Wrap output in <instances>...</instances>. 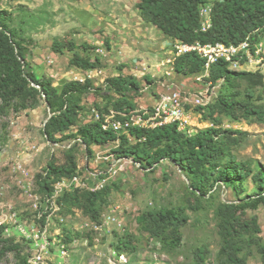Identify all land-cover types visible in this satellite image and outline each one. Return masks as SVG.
I'll return each instance as SVG.
<instances>
[{"label":"rangeland","instance_id":"374dc122","mask_svg":"<svg viewBox=\"0 0 264 264\" xmlns=\"http://www.w3.org/2000/svg\"><path fill=\"white\" fill-rule=\"evenodd\" d=\"M138 1L0 0V10L7 13L9 28L15 31L25 48L24 71L49 79L59 93L64 83L71 80L84 82L88 74L94 72L92 68L81 70L71 65L73 51L77 50L83 56L98 55L100 63L96 69L101 73L88 78L92 88L79 101L80 125L93 121L92 108L101 111L108 106L104 112L111 108L109 106L118 96L108 86L107 79L117 74L132 75L140 82L139 90L127 94L137 109L150 108L157 91L162 88L177 86L190 90L197 87L192 76L174 70L173 39L162 34L156 26L146 31V39L137 32L132 20L137 18ZM55 40L71 41L75 47L72 51L64 49L62 53H56L52 48ZM82 43L89 48L80 47ZM244 71L258 72L262 78L248 76L236 80L238 97H247V90L251 89L254 92L252 101L264 107V62L252 64ZM38 88L30 82L27 94L3 97L0 92V176L5 185L0 195V222L5 225L0 236V264H20L18 255H27V258L34 255L32 226L43 227L41 220L46 219V214L52 219L47 230L50 252L44 253L38 264H198L195 254L201 247L208 249L202 264L222 261L216 209L219 205H238L257 199L260 191L249 179L243 182L244 190L239 194L232 186L219 182L202 197L192 193L187 174L167 159L161 160L153 169L129 162L110 180V185L97 200V219L85 211L86 202L80 191L75 203L63 199L65 193L78 188L57 189L58 209L54 208L55 204L46 205L38 182L48 162L59 165L73 160L76 167L72 175L79 174L92 183L98 180L95 172L106 170L116 161L112 149L118 145V140L104 146H92V154L76 137L61 142L47 140L45 124L52 112ZM213 119L219 120L222 129L244 132L239 144L231 147L237 160L264 166L263 123L233 120L215 111L212 118L195 117V129L211 126ZM75 129L71 128L68 133H74ZM128 138L134 143V137ZM107 155L108 158H104ZM96 156L101 159L96 161ZM17 167L28 172L30 192L41 196L38 207L17 182L20 177ZM160 209L178 211L187 217L180 227L177 246L165 244L171 239L168 229L164 230L163 241L145 228L144 214ZM43 210L45 213L39 217L38 213ZM244 213V220L257 217L261 232L251 231L247 238L251 245L241 255L245 256L246 264H264L259 251V245L264 243V203L246 206ZM108 216L116 217L122 228L117 229L115 223H106ZM65 235L72 236L73 240L65 242ZM127 238L128 246L122 247L121 240ZM64 250L66 254L62 255Z\"/></svg>","mask_w":264,"mask_h":264},{"label":"trees","instance_id":"16d2710c","mask_svg":"<svg viewBox=\"0 0 264 264\" xmlns=\"http://www.w3.org/2000/svg\"><path fill=\"white\" fill-rule=\"evenodd\" d=\"M206 0H139L136 7L141 19L156 26L164 35L186 43L199 41L201 43L221 42L226 45L238 44L249 37L251 41L264 35V0H218L212 7V25L202 32L199 29V7ZM74 43L55 40L52 48L56 53L64 49L72 51ZM80 47L87 49V44ZM25 48L17 39L16 33L9 28V17L4 10H0V92L6 97L14 93L27 94V85L33 82L38 92L43 96L47 106L51 109V116L47 119L44 133L47 140L61 142L71 137L78 138L92 154V146H104L118 140V145L112 149L117 158L125 157L138 163L142 168L153 169L161 160H169L187 174L192 193L205 197L216 185L223 183L232 186L237 194L244 190L243 182L250 180L260 191L257 199L238 205L228 203L219 205L216 209L219 234L222 244L219 255L222 261L219 264H246L242 251L251 244L247 238L252 232L260 233L261 229L257 217L252 216L244 220L246 206H256L264 203V166H252L249 161L237 160L231 152V147L238 145L240 135L244 132L219 127V120L213 119L211 126L196 130L188 136L179 132L175 124H164L152 128L132 127L126 133H114L111 130L101 129L97 121H88L78 125L79 101L91 87V80L84 82L71 80L64 83L60 93L52 86L49 79L38 78L32 72L22 68L25 59ZM100 63L98 55L83 56L79 51H73L70 64L87 70L97 67ZM174 70L178 73L193 76L204 69V60L195 52H187L175 57ZM248 76L262 78L260 73L236 71L228 68L223 60H219L209 69V79L217 83L222 79L217 89V96L204 107H196L195 112L200 118H212L215 111L230 117L233 120H247L264 124V107L252 101L253 90H247V97H238L235 89L236 80ZM145 79L149 81L146 76ZM107 84L117 94V99L111 108L121 112H129L136 108L128 92L139 90L140 82L132 75L117 74L107 79ZM37 90V89H34ZM76 94L72 96L71 94ZM108 106L100 109L107 110ZM76 127L74 133L69 134L71 128ZM134 137V143L129 141ZM76 163L71 160L68 164L56 165L48 162L44 175L40 176L38 188L44 195H50L53 184L61 177L72 175ZM110 182V181H109ZM107 183L102 189L89 191L75 189L63 195L64 200L75 203L80 191L84 195L85 211L91 218L97 219L99 212L96 202L102 192L110 185ZM263 192V195H262ZM187 217L178 211L160 209L148 211L144 214L145 228L160 239H165L164 230L168 229L171 239L165 244L177 246L180 241V227ZM44 223V218L41 220ZM5 225H0V236ZM252 231V232H251ZM72 236L65 235L64 241L71 242ZM251 240V238H250ZM129 238L121 240L122 247H127ZM13 247L16 245H12ZM262 260L264 261V243L259 245ZM208 249L201 247L196 251V262L205 261ZM20 264H29L27 255H18Z\"/></svg>","mask_w":264,"mask_h":264},{"label":"built area","instance_id":"2783aa9c","mask_svg":"<svg viewBox=\"0 0 264 264\" xmlns=\"http://www.w3.org/2000/svg\"><path fill=\"white\" fill-rule=\"evenodd\" d=\"M218 0H206L198 10L199 29L202 32L207 31L212 25V7ZM174 57L185 54L187 52H195L204 60V69L201 73L193 75V82L196 88L190 90L182 89L177 86L173 88H162L157 91V95L150 108H135L129 112L115 111L110 108L108 112L99 111L98 109H91V116L93 121L100 123L101 129L111 130L114 133L127 132L132 127L152 128L164 124H175L179 132L191 136L196 132L194 120L195 117H200L199 112H195L196 107H204L213 101L217 96V89L222 82L220 79L217 83H213L209 79V69L211 65L219 60L227 63L228 68L236 71L249 70L252 64L258 65L264 62V35L259 39L251 41L249 37L238 44H224L217 43H201L195 41L193 43H186L181 40H174ZM102 52V50H100ZM101 71L94 69V72L88 74V78H95L100 75ZM164 85H162L163 87ZM107 155L104 158H108ZM101 159L96 156L95 160ZM133 162L131 159L121 157L117 158L114 163L104 171L95 172L94 175L98 177L97 181L90 183L79 174H73L69 177H61L53 185L55 190L50 192V195H44V202L46 205L55 204V209L59 206L56 203L58 195L57 189L64 188H80L89 191H97L102 189L111 179H113L119 172L125 169L127 163ZM135 163V162H133ZM138 164V163H135ZM139 165V164H138ZM19 172L17 182L24 189L25 194L29 197L34 206L38 207V200L41 196L37 193H31L28 180L30 179L28 172L21 167H17ZM58 187V188H57ZM5 190L4 178L0 176V195ZM45 213L43 210L38 215L41 217ZM44 219V226L33 225L32 235L35 242L36 252L32 257L27 258L29 264H38L42 261V256L49 250V239L47 237V230L52 223L50 214H46ZM106 223H115L117 229L122 228V223L113 216H108ZM1 223V222H0ZM2 225V223L0 224ZM60 235V233H56ZM56 238V236H55ZM66 251H62V255ZM57 264V263H56Z\"/></svg>","mask_w":264,"mask_h":264},{"label":"crops","instance_id":"0c3cea01","mask_svg":"<svg viewBox=\"0 0 264 264\" xmlns=\"http://www.w3.org/2000/svg\"><path fill=\"white\" fill-rule=\"evenodd\" d=\"M135 15L137 16V18H135V20H132V23H133V25H135L134 27L138 29L137 32H139V34H141V36H142L144 39H146V38H147V37H146V35H147L146 31H148L150 28H154L155 26L152 25V24L148 25L149 23L144 22V21L141 19L138 10H137V12L135 13ZM129 20H130V19H129ZM129 20H128V21H129ZM155 28L158 29L157 27H155ZM158 30H159V29H158ZM162 34H163V33H162ZM92 69H96V67H95V68H92ZM153 101H154V100H153Z\"/></svg>","mask_w":264,"mask_h":264}]
</instances>
